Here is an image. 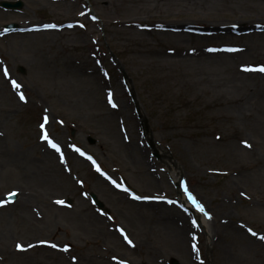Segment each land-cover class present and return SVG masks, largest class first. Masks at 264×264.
I'll use <instances>...</instances> for the list:
<instances>
[{"label":"rangeland","instance_id":"obj_1","mask_svg":"<svg viewBox=\"0 0 264 264\" xmlns=\"http://www.w3.org/2000/svg\"><path fill=\"white\" fill-rule=\"evenodd\" d=\"M20 1L17 10L0 7V200L17 193L0 204V264L75 256V264H113V256L123 264H264V72L244 70L264 65V1H160L198 15L200 28L179 43L120 24L127 6L126 15L149 25L157 0ZM203 9L223 20L255 17L260 27L195 38L188 33L207 28ZM11 22L18 29L5 32ZM42 24L55 27L42 33ZM181 45L204 49L181 63L160 53ZM123 103L134 110L119 114ZM41 124L60 152L42 139ZM181 191L208 214L209 241L199 225L181 245L164 238L134 204ZM107 228L132 232L134 249Z\"/></svg>","mask_w":264,"mask_h":264},{"label":"bare ground","instance_id":"obj_2","mask_svg":"<svg viewBox=\"0 0 264 264\" xmlns=\"http://www.w3.org/2000/svg\"><path fill=\"white\" fill-rule=\"evenodd\" d=\"M101 3H103V0H99ZM131 3H138L140 1L148 3V0H130ZM161 2L163 0H157L154 3V9L157 10L158 15L154 21H151L148 24H143L140 21L133 19L132 16L126 15V13H130L127 11V6L124 7L122 13V17L125 18L121 20L120 24L127 25L130 27V29L134 28V26H141L142 28H145L148 30L157 31L160 34H163L166 38L169 40L179 43L182 40L184 41V31H188L196 27L197 22V16L191 11V7L188 5L180 6L178 4V7L171 6L170 3H166V6L161 5ZM191 1V0H186ZM264 1V0H262ZM150 14V12H148ZM201 16L207 21V28L205 32H202L200 30L194 31V33H188V34H194L195 38H202L203 36L211 35L215 37L216 35H225V34H232L231 30H244V29H258L260 25L255 20V17H247V18H237L235 15L231 14L229 19L223 20L220 16H218V13L215 15H210L206 9H203ZM224 18V17H223ZM264 25L263 23H260ZM41 28L45 29L41 31L42 33H47L48 27H45V24L41 25ZM204 48H197V47H186V46H175L173 48H165L161 50V54L165 57L172 58L174 60V63H181L185 61L187 58H195L197 57V53ZM221 50H224L222 48ZM244 48L241 46L240 48H237V52H243ZM172 62V60H171ZM5 75V74H4ZM5 80L8 81L10 88H12V91L16 88L12 85V78L7 75L5 76ZM119 105V104H118ZM119 114H130L133 108H131L130 104L119 105ZM122 137L124 138V145L129 148L132 146L130 140L128 139L129 134L126 133L124 130L121 132ZM137 143L140 147L144 144V141L142 139H137ZM38 145V143H36ZM138 149L137 156L142 161V164H145V161L143 159L144 151H140L139 147H136ZM53 153V151H51ZM128 161L131 165L135 166L136 160L133 157H129ZM122 166L124 169H127L130 167L126 163L125 160H121ZM150 172H153L151 168H149ZM175 179L177 177L175 176ZM171 201V203L169 202ZM135 206L140 207V209L143 208L144 213L146 214L145 217L149 218L147 220V226L150 225L151 228H154L155 231L160 234L161 236H164V238L177 240V242L181 245L182 241L184 242L185 237L193 231L196 230V228L199 226L202 227L203 232L206 235L207 240L209 241L211 236L210 231V221L206 220V211L203 212L199 210V208L192 202V199L184 192H178L177 197L173 196L170 198H159V196L156 194L153 197L150 196L148 199H141L140 202L134 203ZM185 206V207H184ZM184 212H183V211ZM151 211V213H150ZM189 213L192 215V217L197 220V224H193V219H191V216H189ZM145 225H142L141 231L139 232V237L146 236L147 234L144 231ZM109 230H113L116 236H121L124 238V236L121 234V232L116 228H107ZM150 230V229H149ZM131 237L133 238L132 232H130ZM131 237H128V239H132ZM135 238V237H134ZM133 238V242H134ZM117 239V238H116ZM132 241V240H131ZM122 246L126 249H134V244H129L125 239L122 241ZM115 257V259H114ZM76 258V256H75ZM83 261H87V257L82 258ZM110 260L113 264H121L122 261L118 256L110 257ZM77 262V258L75 260L64 257V258H57L55 264H75ZM39 264H43L38 262ZM49 264V263H47Z\"/></svg>","mask_w":264,"mask_h":264},{"label":"snow or ice","instance_id":"obj_3","mask_svg":"<svg viewBox=\"0 0 264 264\" xmlns=\"http://www.w3.org/2000/svg\"><path fill=\"white\" fill-rule=\"evenodd\" d=\"M45 27H55V25H45ZM244 70H245V71H259V72H264V65L258 66V67H256V68H253V67H251V66H247V67L244 68ZM4 74H5V76L8 75L7 69H4ZM11 83H12V85H13L14 88H16V89H19V88H20V85H19L15 80H13ZM19 95H20V99H21V100H25V99H26L23 93H19ZM109 103H112L111 95H110V98H109ZM115 106H116V105L113 104V107H115ZM44 121H45V123H47V117H46V116L44 117ZM40 128H41L42 130H44V129H45V124H41V125H40ZM42 139H44L45 141H47V143L49 144L50 147H52L53 149H55L57 152H60V146H59V144L56 143L54 140H52V139L49 137V135H48V133H47L46 130L43 131ZM243 143H245V145L248 146V145H247V141H244ZM75 150L78 151V152H80L81 155H84V153L81 152L80 149L76 148ZM89 159H91V157H89ZM61 161H62V162L64 161V157H63V154H62V153H61ZM99 170H100V169H99V167L97 166V171H99ZM118 186H119V185H118ZM15 195H17L16 192H11V193H9V194H8V196H9V200H8V201L0 200V204L6 203V202H10V198H11V197H14ZM189 197L192 199L193 203L196 204V206L199 208V210L203 212V211H204L203 206L200 205V204L195 200V198L191 196V193H189ZM135 198H137V199H148V197H135ZM169 202L171 203V201H169ZM57 203L63 204L64 201H57ZM206 215H208V214L206 213ZM193 224L195 225V221H193ZM119 231H120L121 234L124 236V239H125L129 244H131L132 241H131L130 239H128V237H127L126 234H124V230H123V229H119ZM249 232H252V229H249ZM252 234H253V235H256L255 232H252ZM260 238H261V239H264V236H262V237H260ZM42 243H44V241H42ZM51 246H52V247H57V245H55V244H53V245H51ZM16 247H17L18 249H20V250H24V246L21 245V244H17ZM29 247H31V245H29ZM193 249H194V250L196 249V245H195V244L193 245ZM63 250H64V251H67V250H68V245H65ZM75 259H76V258L73 257V260H75ZM114 259H115V257H114ZM122 264H123V262H122Z\"/></svg>","mask_w":264,"mask_h":264},{"label":"water","instance_id":"obj_4","mask_svg":"<svg viewBox=\"0 0 264 264\" xmlns=\"http://www.w3.org/2000/svg\"><path fill=\"white\" fill-rule=\"evenodd\" d=\"M0 6L3 7V8H11V9H16V8H20L22 6V2L21 1H14V2H11V1H1L0 2ZM6 30H13L14 28H16V25L14 23H10V24H7L5 26ZM90 142L93 143V140L90 139ZM92 198L95 200V202L97 201L96 198H95V195L92 194L91 195ZM9 199V196L7 197ZM15 198L14 197H11V199ZM98 204H100L98 201H97ZM172 264H178L176 261H172Z\"/></svg>","mask_w":264,"mask_h":264}]
</instances>
